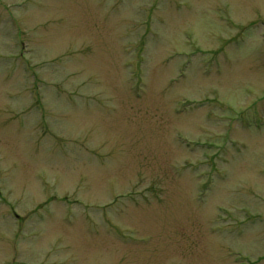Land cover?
<instances>
[{
    "label": "rangeland",
    "instance_id": "374dc122",
    "mask_svg": "<svg viewBox=\"0 0 264 264\" xmlns=\"http://www.w3.org/2000/svg\"><path fill=\"white\" fill-rule=\"evenodd\" d=\"M0 264H264V0H0Z\"/></svg>",
    "mask_w": 264,
    "mask_h": 264
}]
</instances>
